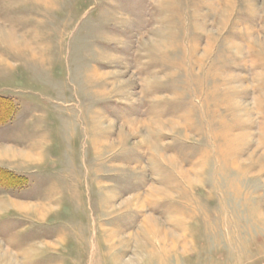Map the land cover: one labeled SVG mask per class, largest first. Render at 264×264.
<instances>
[{
	"label": "rangeland",
	"instance_id": "374dc122",
	"mask_svg": "<svg viewBox=\"0 0 264 264\" xmlns=\"http://www.w3.org/2000/svg\"><path fill=\"white\" fill-rule=\"evenodd\" d=\"M0 97V264H264V0H0Z\"/></svg>",
	"mask_w": 264,
	"mask_h": 264
},
{
	"label": "bare ground",
	"instance_id": "6f19581e",
	"mask_svg": "<svg viewBox=\"0 0 264 264\" xmlns=\"http://www.w3.org/2000/svg\"><path fill=\"white\" fill-rule=\"evenodd\" d=\"M0 107L2 108V105H0ZM1 115L2 114L0 113V116ZM143 203L141 204L142 205L141 207L144 208L146 203H145V205H143ZM143 211H145V210H143ZM141 226H142L141 230H139V232L137 231L135 236L133 237V238H135V245H137V250L140 251L139 253L143 252L144 250H147L146 251L147 253L153 254L154 249L151 248L150 242L148 244H146L147 242H143L144 240L142 239V237H144L145 235H147V236L148 235H152V236L158 235L157 221L154 217L149 215V216H146V218H144V221L142 222ZM132 260H136V258H133Z\"/></svg>",
	"mask_w": 264,
	"mask_h": 264
},
{
	"label": "trees",
	"instance_id": "16d2710c",
	"mask_svg": "<svg viewBox=\"0 0 264 264\" xmlns=\"http://www.w3.org/2000/svg\"><path fill=\"white\" fill-rule=\"evenodd\" d=\"M6 101H7L6 99L0 97V105H2V108L0 107V113H1V114H2V112H3L2 110L4 109V106H3V105L6 104V103H5ZM7 102H8V101H7ZM8 105H9V106H8L9 109L6 110V114H5V115H7L8 111H9L10 109H12V112H13V104H12V103H9ZM5 107H7V105H5ZM5 115H4V116H5ZM14 176L17 177V175H15V174H14Z\"/></svg>",
	"mask_w": 264,
	"mask_h": 264
}]
</instances>
